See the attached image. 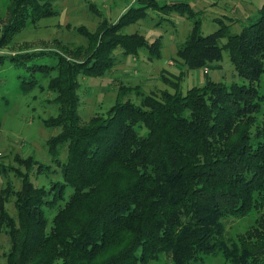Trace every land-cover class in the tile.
Wrapping results in <instances>:
<instances>
[{
	"label": "trees",
	"instance_id": "obj_1",
	"mask_svg": "<svg viewBox=\"0 0 264 264\" xmlns=\"http://www.w3.org/2000/svg\"><path fill=\"white\" fill-rule=\"evenodd\" d=\"M11 1L3 39L52 15L58 0ZM142 1L102 31L88 60L55 53L50 66L47 51L8 57L27 72L22 92L50 70L58 73L50 89L60 92L54 125L62 131L47 146L63 182L47 190L24 178L15 216L4 206L12 189L0 191V228L11 243L7 264H264V94L255 86L264 76V4L240 33L220 24L205 35L189 3ZM153 8L193 21L177 50L187 71L221 62L227 50L243 83L208 81L186 93L175 85L160 99L142 95L139 105L125 99L131 91L141 95L137 88L122 87L106 116L83 121L73 72L103 75L120 48L125 57L147 49L150 60L158 58L161 37L148 43L122 34ZM68 187L74 194L49 227L46 210L64 200ZM248 219L244 230L229 232V221Z\"/></svg>",
	"mask_w": 264,
	"mask_h": 264
},
{
	"label": "rangeland",
	"instance_id": "obj_2",
	"mask_svg": "<svg viewBox=\"0 0 264 264\" xmlns=\"http://www.w3.org/2000/svg\"><path fill=\"white\" fill-rule=\"evenodd\" d=\"M157 1L160 5L181 1L191 3L198 13L205 35L218 30L220 24L229 25L231 34L240 33L245 25L256 19L264 4V0H199V4L197 0ZM11 3V0H0V191L8 185L12 189L6 194L10 199L4 206L10 216H15V193L22 188L24 178L28 177L35 187L47 190L57 181L63 182L61 169L47 146L48 141L58 136L62 128L54 125L60 115V92L59 89H50V82L57 79V71L50 70L49 74L33 85L30 84L28 92H22L19 89L20 76L27 72L14 66V62L8 57L47 51L52 55L49 58L52 63L50 66L56 65V54L69 60H88L90 53L98 45L102 31L114 24L129 5L136 4L133 0H58L52 4V15L37 21H27L25 28L3 39V21H7L12 9ZM153 9L148 10L147 17L125 28L122 34L143 36L148 43L160 42L156 38L162 36L158 58L150 60L148 50L145 49L135 62L133 56L125 57L120 48L114 51L113 68L103 75L83 77L77 71L73 72L79 91L78 110L83 121L106 116L115 105L122 87L137 88L141 95L131 91L125 99L139 105L143 100L142 95L151 94L160 99L162 91L167 89L174 92L175 85H179L181 91L186 93L193 86H204L208 81L243 83L230 62L227 50L223 51L221 62L206 68L187 71L186 67H178L181 60L177 49L189 36L193 21L174 11L166 15L167 13L155 10L157 8ZM110 37L112 35L108 34L107 38ZM255 86L264 94V76ZM60 159L61 162H66L67 153L62 154ZM73 194V188H66L64 200L57 202L54 209L46 210L49 227H52L58 209ZM250 222L249 219L246 222L231 220L228 230L234 234L244 230ZM10 251V240L0 228V264H7ZM166 262L163 259L151 264ZM220 262L221 260L216 259L210 264Z\"/></svg>",
	"mask_w": 264,
	"mask_h": 264
},
{
	"label": "crops",
	"instance_id": "obj_3",
	"mask_svg": "<svg viewBox=\"0 0 264 264\" xmlns=\"http://www.w3.org/2000/svg\"><path fill=\"white\" fill-rule=\"evenodd\" d=\"M140 0H133V2H134V4H136V5H129V7L127 8V10L129 9V8H131V7H134V6H140V4H142L143 3V1L142 2H139ZM155 1H157V0H155ZM158 2V1H157ZM173 3H189V2H183V1H181V2H171V3H167V4H173ZM197 3L199 4V0H197ZM191 4V3H190ZM192 5V4H191ZM193 9H194V7H193ZM126 10V11H127ZM125 11V12H126ZM124 12V13H125ZM123 13V14H124ZM121 17V16H120ZM119 17V18H120ZM140 21V20H139ZM175 24V23H174ZM132 25H134V24H132ZM156 27H157V25H156ZM156 27H155V29H156ZM192 30V29H191ZM191 32V31H190ZM190 34V33H189ZM154 37H155V35H153ZM159 37H161L162 38V36H159ZM159 37H157V38H159ZM156 38V39H157ZM187 39V38H186ZM178 50V49H177ZM133 59H134V61L135 62H137V58H135V57H133ZM140 60H142V59H140ZM181 60V59H180ZM181 63H178L177 65H178V67H180L181 69L184 67L185 68V65H184V63H183V61L181 60L180 61ZM231 62V61H230ZM161 70H165V69H161ZM166 71V70H165ZM208 81V79L207 80H205L204 82H207ZM214 81H216V80H214Z\"/></svg>",
	"mask_w": 264,
	"mask_h": 264
},
{
	"label": "built area",
	"instance_id": "obj_4",
	"mask_svg": "<svg viewBox=\"0 0 264 264\" xmlns=\"http://www.w3.org/2000/svg\"><path fill=\"white\" fill-rule=\"evenodd\" d=\"M208 70V69H207Z\"/></svg>",
	"mask_w": 264,
	"mask_h": 264
}]
</instances>
